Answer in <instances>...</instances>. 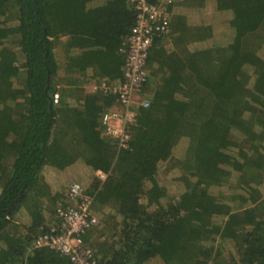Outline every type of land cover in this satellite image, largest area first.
<instances>
[{"label": "trees", "instance_id": "1", "mask_svg": "<svg viewBox=\"0 0 264 264\" xmlns=\"http://www.w3.org/2000/svg\"><path fill=\"white\" fill-rule=\"evenodd\" d=\"M165 1L174 49L154 41L149 105L119 150L100 126L115 98L84 87L121 78L133 5L0 0V264H68L35 240L51 226L44 199L55 206L71 183L109 211L102 242L84 235L98 264H264V0H146ZM173 2L192 26L171 21ZM81 161L89 179L52 195L43 169ZM167 162L174 196L158 180Z\"/></svg>", "mask_w": 264, "mask_h": 264}, {"label": "built area", "instance_id": "2", "mask_svg": "<svg viewBox=\"0 0 264 264\" xmlns=\"http://www.w3.org/2000/svg\"><path fill=\"white\" fill-rule=\"evenodd\" d=\"M136 11L135 23L119 47L123 58L120 79L108 81L103 78L89 84V93L113 96L115 101L100 117V126L106 137L113 139L118 149H127L132 139V128L137 122V108H146L148 99L142 95L147 82L149 52L158 39L170 32L168 5L149 4L146 0H128ZM139 95L141 97H139ZM59 95H53L57 104ZM105 180L106 175L96 172ZM93 198L78 183H71L56 202L53 215L56 224L49 226L35 240V249L46 248L64 256L68 264H98L94 251L84 243V235L99 223L93 210Z\"/></svg>", "mask_w": 264, "mask_h": 264}, {"label": "rangeland", "instance_id": "3", "mask_svg": "<svg viewBox=\"0 0 264 264\" xmlns=\"http://www.w3.org/2000/svg\"><path fill=\"white\" fill-rule=\"evenodd\" d=\"M172 6H173V13H172L171 21H172V19L175 21L176 20V17H178V15H180L182 17H186L185 19H186L187 24L188 25H191V22H190L191 15L187 12L188 10H184L181 7H177L175 2H173ZM173 22H172V25H173ZM162 42H163V46L167 50L174 49L171 41L168 40V38L163 39ZM57 61H58V63L60 65H62V60L60 59V53H59V55L57 57ZM58 72H59L58 73L59 74V78L58 79H61V77L63 78V75H65V74H64L62 68ZM102 79L103 78H100V77L97 76L96 82H100ZM90 83H91V78H89V83L86 84L85 87H84L85 91H87V92L89 91L88 87H89V84ZM148 91L144 92V98H146V99L150 95V93ZM97 95H99V94H97ZM139 97H141V96L139 95ZM68 139L71 141L73 138L72 137H69ZM186 143L187 142L185 140H182L181 143H180V145H181L180 146V149L181 148L183 149V146H185ZM75 152L76 151L74 150V146H73L72 150L69 151V154L70 155L72 154L71 156H75L76 155ZM77 152L79 153V151H77ZM69 154L67 153V156L66 157H70ZM173 154L176 155V156H178L179 154L182 155L183 154V151H181L179 153L176 150ZM79 163L80 164L81 163L83 164L82 161L79 162ZM71 167H73V170L74 171H76V170L78 171V168L80 169V167H82V166H79V165L78 166H70L69 167V170H71ZM172 168H173V166H172L171 162H167V163L162 164V166L160 167V172H159L158 180H159V183L162 186L166 185L165 187L168 189V191L170 192V194L174 196L175 194H178V193L180 194L181 193V188L178 186V184L175 181V179L179 175V173L176 170H173ZM79 173L74 176V177H78V179L75 178V180L77 182H80L81 183V181H82V183H84L86 181L87 175L86 174H83V173H80V174ZM94 177L97 178L98 180H100L102 182V180L98 177V174L97 175L95 174ZM71 179H72V176H70L69 174H67L65 177H63L62 182H63L64 189H65L66 186H68L70 184V180ZM88 179L89 178H87V180ZM42 210H43V215H44L46 221L48 223H51V224H48V225L56 224V220H55L54 215H53L54 203H51V202H49V200L44 199V204H43ZM93 210H94V208H93ZM94 212H95V214L98 217L99 223L87 235V237H89V242L90 243H93V244L95 242H102V240L104 239V238L100 237V231L104 227L103 219L106 217V215L109 213V211L105 208V211H102L101 213L96 212V210H94ZM103 212H105V213L103 214ZM24 213L26 214V211H24ZM52 221H53V223H52ZM90 243H89V245H90Z\"/></svg>", "mask_w": 264, "mask_h": 264}, {"label": "crops", "instance_id": "4", "mask_svg": "<svg viewBox=\"0 0 264 264\" xmlns=\"http://www.w3.org/2000/svg\"><path fill=\"white\" fill-rule=\"evenodd\" d=\"M89 75H90V72H89ZM87 78H90V76H88ZM94 80H96V79L91 77V81H94ZM71 166H78V164L75 163ZM79 166H81V164H79ZM69 167H67L63 171H58V170L51 168V167H46L43 169L42 176L44 177V180L48 184L52 195L59 194V192H61V190L64 188L63 182H62L63 177H65L67 174H69L70 176H72L74 178V176L77 175L79 173L80 169L82 168V167H80V169L78 168V171L77 170L74 171L73 167H71V170H69Z\"/></svg>", "mask_w": 264, "mask_h": 264}, {"label": "water", "instance_id": "5", "mask_svg": "<svg viewBox=\"0 0 264 264\" xmlns=\"http://www.w3.org/2000/svg\"><path fill=\"white\" fill-rule=\"evenodd\" d=\"M46 36V34H44V37Z\"/></svg>", "mask_w": 264, "mask_h": 264}]
</instances>
